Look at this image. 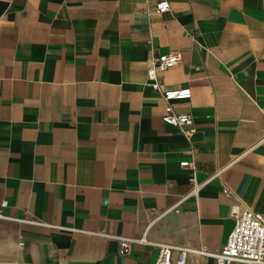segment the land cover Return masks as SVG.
Returning a JSON list of instances; mask_svg holds the SVG:
<instances>
[{"label": "crops", "instance_id": "crops-1", "mask_svg": "<svg viewBox=\"0 0 264 264\" xmlns=\"http://www.w3.org/2000/svg\"><path fill=\"white\" fill-rule=\"evenodd\" d=\"M160 1L0 0V264H156L264 215V0ZM171 53L183 130L147 72Z\"/></svg>", "mask_w": 264, "mask_h": 264}, {"label": "built area", "instance_id": "built-area-1", "mask_svg": "<svg viewBox=\"0 0 264 264\" xmlns=\"http://www.w3.org/2000/svg\"><path fill=\"white\" fill-rule=\"evenodd\" d=\"M170 10V3L167 0H162L157 3L155 12L161 15L170 12ZM182 59V53H171L155 55L147 63L148 78L152 81L151 86L167 103L163 121L167 125L177 127L181 130L186 127H192L194 120L188 114L177 113L172 105L175 101L190 99L192 91L189 88L164 91L161 86L159 75L178 65ZM181 164L182 167L189 168L193 171L191 182L195 185L194 193H197L201 185L196 182L194 163L185 161ZM221 172L222 171L219 173ZM223 192L226 197H232V191L229 189H224ZM174 210L176 209L174 208ZM167 212L169 211L162 213L161 216H164ZM176 213H179V211H176ZM232 214L236 220L235 227L221 251L214 253H209L206 250L194 252L188 249H176L172 246L159 245L161 253L156 264H185V257L191 252L212 257L216 264H264V215L248 210L242 212L234 210ZM119 241L122 255H128L130 253V247L133 244H149L145 237L132 240L119 238ZM174 250L180 251V256L176 263L172 261V253Z\"/></svg>", "mask_w": 264, "mask_h": 264}]
</instances>
